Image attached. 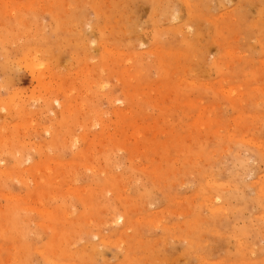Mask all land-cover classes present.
<instances>
[{"label":"rangeland","instance_id":"rangeland-1","mask_svg":"<svg viewBox=\"0 0 264 264\" xmlns=\"http://www.w3.org/2000/svg\"><path fill=\"white\" fill-rule=\"evenodd\" d=\"M0 264H264V0H0Z\"/></svg>","mask_w":264,"mask_h":264},{"label":"bare ground","instance_id":"bare-ground-1","mask_svg":"<svg viewBox=\"0 0 264 264\" xmlns=\"http://www.w3.org/2000/svg\"><path fill=\"white\" fill-rule=\"evenodd\" d=\"M33 64H35V63H33ZM32 64V65H33ZM41 65V64H40ZM29 66V65H28ZM31 66V65H30ZM29 66V67H30ZM29 67H27V68H29ZM31 68V67H30ZM35 71V70H34ZM32 73H33V71H31ZM32 73H31V75H32ZM46 76V75H45ZM39 80H40V78H39ZM42 81V80H41ZM40 82V81H39ZM58 89V88H57ZM47 90V89H46ZM43 93V92H42ZM39 96H40V94H39ZM36 97V96H35ZM30 98V97H29ZM5 173V172H4ZM8 173H5V175H7ZM11 179V178H10ZM11 198V197H10ZM216 210V209H215ZM118 216V215H117ZM121 216V215H120ZM123 218V217H122ZM122 218L121 217H112V220H115V222H119V223H121L122 222ZM138 221V220H137ZM13 229V228H12ZM103 242V241H102ZM50 263H51V261H50ZM53 263V262H52Z\"/></svg>","mask_w":264,"mask_h":264}]
</instances>
